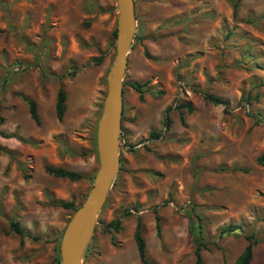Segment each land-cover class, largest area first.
Returning <instances> with one entry per match:
<instances>
[{
  "label": "rangeland",
  "instance_id": "1",
  "mask_svg": "<svg viewBox=\"0 0 264 264\" xmlns=\"http://www.w3.org/2000/svg\"><path fill=\"white\" fill-rule=\"evenodd\" d=\"M235 1L134 0L118 171L81 264H139L137 220L149 264H192L195 217L202 264H235L245 242L239 232L217 239L228 225L254 235L249 264H264V0H240L232 18ZM116 15L114 0H0V264H55L74 212L58 205L77 209L92 185ZM145 81L140 103L126 84ZM21 97L34 102L38 126ZM185 104L189 113L175 110ZM45 165L83 179L49 177ZM10 220L23 237L9 233ZM113 220L117 233L103 232Z\"/></svg>",
  "mask_w": 264,
  "mask_h": 264
},
{
  "label": "water",
  "instance_id": "2",
  "mask_svg": "<svg viewBox=\"0 0 264 264\" xmlns=\"http://www.w3.org/2000/svg\"><path fill=\"white\" fill-rule=\"evenodd\" d=\"M116 7L115 58L105 77V95L95 129L97 169L80 207L68 220L58 245L59 264H81L96 216L118 171V136L122 113L121 83L135 29L133 0H114Z\"/></svg>",
  "mask_w": 264,
  "mask_h": 264
},
{
  "label": "trees",
  "instance_id": "3",
  "mask_svg": "<svg viewBox=\"0 0 264 264\" xmlns=\"http://www.w3.org/2000/svg\"><path fill=\"white\" fill-rule=\"evenodd\" d=\"M240 0H236L234 3H230L231 6V16L232 18H235V13H236V8H237V3ZM134 16H135V12H134ZM136 20V18H135ZM114 35V34H113ZM143 56L145 59L150 60V61H155L154 59H152L145 51H143ZM127 87L134 92L137 95V100L141 103L143 100V95L147 92V85H148V81H145L143 83H136V82H132V83H128L126 84ZM204 99L214 105L219 104L220 102L210 96L204 95L203 96ZM21 100L23 101V103L26 105L27 107V113L29 116V119L36 125H39V121L36 115V106L34 104L33 101L25 98V97H21ZM185 109L186 112H190V106L188 104L182 105V106H176L175 110L179 111V109ZM170 111V108H166L165 112H164V119H163V123L162 126L165 128H168L169 126V122H168V118H167V114ZM65 112V94L61 89H58V91L56 92V96H55V101H54V115H55V119L57 122H61L63 114ZM179 118L181 120V113L178 114ZM121 121V119H120ZM160 137L159 133H155V132H151L149 133V139H158ZM256 163L259 166H264V157H260L257 159ZM43 172L52 178H56V179H61V180H66L69 182H76V181H80L81 179H83V176L78 174V173H74V172H70V171H66L60 168H54L51 166H43ZM59 208L63 209V210H70V211H75L76 209L73 207V205L71 203H64V204H59L58 205ZM153 214V219H154V229H155V236L158 239L159 238V218L156 214V211L154 210L152 212ZM196 219V224H197V233L198 236L201 238V226H200V219L198 217H195ZM119 220H113L110 223H108L105 228L103 229V232L105 233H117L119 227ZM8 226V230L9 233H11L12 235H16L18 237H23V232L19 227V224L13 220H10L7 224ZM234 232H239L241 234V236L243 237V240L245 242V246L242 250V252L240 253V255L237 257V259L235 260V264H249L252 258V249L253 247L257 244V240L254 237V235L250 234L247 235L245 234L241 228L239 226H232V225H228L225 226L221 229H219L218 234H217V239H220L222 236L224 235H229L231 233ZM198 243L196 244L192 256H193V262L192 264H202V260L200 257V252L206 249V245L200 240ZM110 241L112 243V240L110 238ZM132 241L135 247V251H136V255H137V259L139 264H149L146 255H145V245L144 242L141 238V226L139 221H136L135 224V228H134V232L132 234ZM86 251V250H85ZM55 264H59V256H58V252L56 251V257H55Z\"/></svg>",
  "mask_w": 264,
  "mask_h": 264
},
{
  "label": "crops",
  "instance_id": "4",
  "mask_svg": "<svg viewBox=\"0 0 264 264\" xmlns=\"http://www.w3.org/2000/svg\"><path fill=\"white\" fill-rule=\"evenodd\" d=\"M133 6H134V12H135V4H134V0H133Z\"/></svg>",
  "mask_w": 264,
  "mask_h": 264
}]
</instances>
